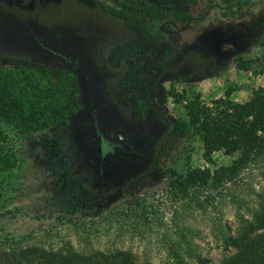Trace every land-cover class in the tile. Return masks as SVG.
I'll use <instances>...</instances> for the list:
<instances>
[{
  "label": "rangeland",
  "instance_id": "374dc122",
  "mask_svg": "<svg viewBox=\"0 0 264 264\" xmlns=\"http://www.w3.org/2000/svg\"><path fill=\"white\" fill-rule=\"evenodd\" d=\"M24 4L35 9L43 24L56 23L87 38V51L113 49L135 37L130 25L123 27L118 18L90 0H25ZM152 21L146 40L155 57L147 59L144 70L157 63L177 68V52L195 42L213 57L209 74L161 82L163 98L155 104L166 114L177 113L180 107L165 98L170 87L182 95L180 103L189 97L188 89L209 103L225 90L232 100L243 101L251 89L264 86L260 72L264 68V44H260V39L264 41V0H191L182 14L164 13ZM235 55L242 57L245 68L237 66ZM131 81L130 85L136 82ZM41 134L7 135L6 147L16 163L0 173V242L8 237L22 244L77 252L127 249L140 263L176 264L171 247L181 241L187 253L208 259L207 264H219L228 255L222 238L227 228L234 229L236 213L248 216L256 194L264 191V167L257 165L244 171L228 190L235 202L214 198L211 206L199 208L171 196L162 168L180 171L187 161L191 167L213 169L235 157L218 151L206 161L197 139L173 135L158 146L157 166L148 178L108 196L96 209H75L74 202L61 208L64 195L56 183L60 158L49 152ZM188 255L181 256L186 260Z\"/></svg>",
  "mask_w": 264,
  "mask_h": 264
},
{
  "label": "trees",
  "instance_id": "16d2710c",
  "mask_svg": "<svg viewBox=\"0 0 264 264\" xmlns=\"http://www.w3.org/2000/svg\"><path fill=\"white\" fill-rule=\"evenodd\" d=\"M90 1L97 3L105 14L118 18L123 27L131 26L134 39L113 48L114 51H129L131 66L139 61V51H143L144 63L148 58L155 57L146 40L147 29L153 28L152 20L164 13L182 14L191 2L107 0L110 1L107 5L105 0ZM24 3L25 0H0V33L12 23V16L38 20L35 9L25 8ZM260 44H264L262 39ZM233 60L238 67H246L240 55H235ZM172 66L169 63L164 68L157 63L154 72L168 81L201 77L211 72L213 57L201 43L195 42L177 52L178 67ZM260 72L264 74V68ZM188 95L186 101L180 103L182 95L175 93L172 87L168 89L165 98L170 97L180 107H177V113L167 114L154 160L147 169L138 170L127 184L118 175L112 174L113 188L107 190L103 183L91 181L86 172L78 167L75 149L71 146L68 126L79 107L75 75L65 69L33 62L24 55L10 54L0 43V173L10 170L16 163L12 151L6 147L9 132L27 135L42 132L46 148L60 158L56 183L64 195L59 202L61 208L74 202L75 209H96L108 196L151 176L157 166L158 148L170 136L186 135L199 141L202 157L206 161H210L211 155L218 151L235 157L228 164L213 169L191 167L187 161L180 171L162 168L161 173L167 179L171 196L187 199L199 208L211 206L214 198L227 197L235 202V197L228 190L239 180V176L250 167H264V86L251 89L249 97L243 101L232 100L229 90L209 103L203 102L199 92L193 89H188ZM144 104L140 105L141 109ZM256 195L255 205L248 210L249 215L236 213L234 229L227 228L222 245L229 252L219 264H264V191ZM177 235L183 236L180 232ZM4 238L5 242H0V264H145L127 249L77 252L69 248L22 244L16 239ZM171 250L176 264L208 263V259L198 254L187 253L181 241H177ZM183 253L191 255L190 259H183Z\"/></svg>",
  "mask_w": 264,
  "mask_h": 264
},
{
  "label": "flooded vegetation",
  "instance_id": "af4514ba",
  "mask_svg": "<svg viewBox=\"0 0 264 264\" xmlns=\"http://www.w3.org/2000/svg\"><path fill=\"white\" fill-rule=\"evenodd\" d=\"M11 21L0 33L5 51L75 75L79 107L68 129L78 167L89 179L108 190L112 174L127 184L147 169L167 117L155 104L163 98L165 81L154 72L155 64L144 70L143 51L132 66L129 51H87V38L56 23L16 16ZM132 78L136 82L130 85ZM142 103L148 104L141 109Z\"/></svg>",
  "mask_w": 264,
  "mask_h": 264
}]
</instances>
